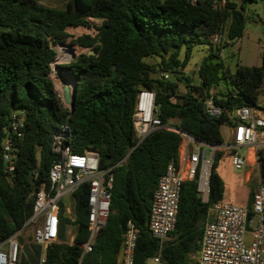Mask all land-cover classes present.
Segmentation results:
<instances>
[{"label":"trees","instance_id":"obj_1","mask_svg":"<svg viewBox=\"0 0 264 264\" xmlns=\"http://www.w3.org/2000/svg\"><path fill=\"white\" fill-rule=\"evenodd\" d=\"M225 1L222 10H212L207 1L190 5L186 0H68L61 9L39 0H0V239L31 218L34 195L49 186L48 173L58 158L54 137L64 133L62 146L72 154L95 151L100 169L121 163L112 171L109 214L91 251L83 254L81 248L88 238L87 185H81L73 194V221L60 205L59 242L46 248L44 264H117L127 221L138 229L134 264H146L158 253L163 264H192L208 208L222 201L224 185L216 168L224 152L216 153L210 170L208 204L200 201L195 180L183 182L174 231L161 245L147 228L157 181L170 162L177 163L181 134L220 146V127L236 124L233 111L256 107L264 93V52L260 66L236 65L234 72L221 57V50L242 36V5L257 0ZM72 28L87 33L73 37ZM218 30L228 43L216 49L209 38ZM67 42L81 48L74 60L58 66L76 86L72 111L62 105L49 78L54 47ZM200 46L205 55L192 72L198 78L194 85L186 72ZM164 73L167 80L159 76ZM140 90L155 94L157 118L165 128L137 144L132 117ZM208 99L220 116L205 113L202 101ZM15 111L25 112V122L22 137L13 143L16 161L9 174L2 142ZM258 165L264 183V158ZM253 198L250 192L249 215ZM70 225L75 236L67 244ZM39 254V246L26 243L18 264H38Z\"/></svg>","mask_w":264,"mask_h":264},{"label":"built area","instance_id":"obj_2","mask_svg":"<svg viewBox=\"0 0 264 264\" xmlns=\"http://www.w3.org/2000/svg\"><path fill=\"white\" fill-rule=\"evenodd\" d=\"M190 5L207 1L212 10H222L225 0H186ZM214 48L228 43L222 31H215L209 38ZM164 80L168 74H160ZM61 99V97H60ZM155 94L140 90L135 97L133 128L137 144L153 132L165 128L157 118L154 105ZM205 113L212 117L221 114L219 107L208 99L202 101ZM236 124L231 128L230 140L220 146L206 145L181 134L177 163L170 162L157 181L152 196L147 228L150 235L161 245L174 231L180 191L183 182L196 181L200 201L208 204L209 175L217 152L230 155L232 166L241 170L249 159L264 158V106L241 107L233 111ZM25 112L15 111L9 117L4 129L2 161L6 173H13L16 149L13 143L23 135ZM64 133L54 137V151L58 158L52 162L48 177L49 186L39 189L34 195L33 213L27 223L16 233L0 239V264H18L22 252L19 237L24 227L38 223L33 230L32 243L40 247L38 264H44L46 248L59 242V208L67 211L66 197L73 198L74 192L87 185V241L81 245L83 254L91 251V246L105 226L113 188V169L99 168L98 154L86 150L83 154H72L62 146ZM247 149V155L240 151ZM69 213V214H68ZM138 229L127 221L117 254V264H134V253ZM198 264H264V183H258L251 205V215L242 206L218 201L209 206L204 222ZM146 264H163L159 253Z\"/></svg>","mask_w":264,"mask_h":264},{"label":"rangeland","instance_id":"obj_3","mask_svg":"<svg viewBox=\"0 0 264 264\" xmlns=\"http://www.w3.org/2000/svg\"><path fill=\"white\" fill-rule=\"evenodd\" d=\"M68 0H39V3L48 7L61 9L65 6ZM245 16V24L242 36L224 49L221 50V57L231 72H234L236 65L247 67H258L261 65L262 52H264V0H257L256 2H247L242 5ZM94 24V22H90ZM69 33L73 37L87 33L83 28H72ZM69 47L56 46L54 51L56 54L57 65L51 64V72L49 75L52 81L55 92L58 97H61V89L67 86L70 90L73 86V77L64 69H59L58 66L65 65L66 61H71L78 56L81 48L65 44ZM205 55V48L200 46L193 50L191 62L192 66L187 70L186 75H191L193 84H198V78L192 72L196 71L197 64ZM179 90L183 91V87L179 86ZM264 97V94L261 95ZM231 128L228 125L220 127V133L223 142L230 140ZM242 156L247 155V149L240 151ZM216 172L223 181L224 191L222 201L234 204L236 206L245 207L250 192H256V187L261 180L258 161L255 159L252 163H248L241 170H236L232 166V160L229 154L224 153L219 160ZM66 200L72 204L71 196L66 197ZM67 206L68 203L66 202ZM38 226V223H33L24 227L20 237L23 238V243H32L33 230ZM75 226H68L67 230L70 233H75ZM197 263V257H194L192 264Z\"/></svg>","mask_w":264,"mask_h":264},{"label":"water","instance_id":"obj_4","mask_svg":"<svg viewBox=\"0 0 264 264\" xmlns=\"http://www.w3.org/2000/svg\"><path fill=\"white\" fill-rule=\"evenodd\" d=\"M57 46H64V47H69L66 46L65 44H59ZM89 55H93L94 52L89 51L88 52ZM72 60H74V57L72 58ZM71 60V61H72ZM56 61V57L54 58L53 62L51 63L52 65H57V63H55ZM71 61H66L65 63L68 64ZM51 67V65H50ZM61 103L64 107L66 108H70V111H72L74 103H75V99H76V86L75 84H73L72 89L70 90L66 85L62 87L61 89Z\"/></svg>","mask_w":264,"mask_h":264},{"label":"crops","instance_id":"obj_5","mask_svg":"<svg viewBox=\"0 0 264 264\" xmlns=\"http://www.w3.org/2000/svg\"><path fill=\"white\" fill-rule=\"evenodd\" d=\"M262 94H264V93H262ZM262 104H264V97L261 96L260 99H259L258 105H262ZM230 136H231V131H230ZM252 162H253V160L249 159L248 163H252ZM66 202L68 203L67 211H70V214L68 213L69 215H64V216L66 218H68L70 221H73V219H74V215H73L74 199H73L72 204H70L68 200H66ZM64 214H66V213H64ZM74 236H75V233H70L69 230H67V232H66V243L67 244H71L73 239H74ZM197 259H198V257H197Z\"/></svg>","mask_w":264,"mask_h":264}]
</instances>
